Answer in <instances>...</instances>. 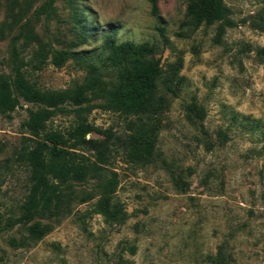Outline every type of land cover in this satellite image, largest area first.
<instances>
[{
    "label": "rangeland",
    "instance_id": "1",
    "mask_svg": "<svg viewBox=\"0 0 264 264\" xmlns=\"http://www.w3.org/2000/svg\"><path fill=\"white\" fill-rule=\"evenodd\" d=\"M193 1L155 0L154 15L150 0H0V74H11L12 42L27 25L55 50L86 35L72 51L95 60L109 35L117 43L156 44L163 68L182 59L183 78L148 162L128 163L119 147L113 153L108 169L117 174L113 201L122 219L107 224L93 213V199L47 221L52 231L36 244L22 245L23 227L0 230V264H212L208 257L219 247L229 264H264V0H224L233 24L221 35L218 23L193 32L181 26ZM85 75L84 64L71 59L29 71L28 78L42 90H65ZM192 104L205 111L202 130L188 120ZM35 108L21 102L9 118L0 114L4 217L16 214L27 193L28 172L17 154L28 136L27 110ZM74 120L57 115L48 127L64 132ZM133 120L100 109L88 116L112 132L116 145ZM218 132L226 136L222 143Z\"/></svg>",
    "mask_w": 264,
    "mask_h": 264
},
{
    "label": "trees",
    "instance_id": "2",
    "mask_svg": "<svg viewBox=\"0 0 264 264\" xmlns=\"http://www.w3.org/2000/svg\"><path fill=\"white\" fill-rule=\"evenodd\" d=\"M150 3L155 15L156 2ZM229 15L224 0H194L186 6L181 26L193 32L218 23L221 35L233 24ZM21 29L12 42L11 74H0V114L9 118L21 102L36 108L27 110L22 128L28 136L17 154L18 162L28 172L27 193L15 215L4 217L0 210V230L23 227L26 236L22 245L36 244L52 231L47 221H60L71 215L75 206L93 199L94 214L107 224L119 222L123 211L113 201L118 178L108 169L113 153L119 147L128 163L148 162L162 117L170 100L181 91L182 59L163 68L156 44L117 43L109 35L103 41V56L95 60L72 51L85 41L84 34L68 49L55 50L42 43L27 25ZM20 40L21 44H17ZM27 49L30 52L25 57ZM71 59L84 64L86 75L81 83L68 89L42 90L28 78L29 71H40L49 64L61 68ZM95 109L134 118L129 134L124 139L115 138L116 145L110 130H101L88 121ZM187 111L188 120L197 122L202 130L204 109L192 104ZM61 114H73L72 126L64 132L49 128L48 122ZM92 133L104 139L87 138ZM217 136L226 139L223 132ZM90 182L95 183L94 189L84 190L82 187ZM175 183L177 187L185 184L181 177ZM208 260L212 264H229L231 256L219 247Z\"/></svg>",
    "mask_w": 264,
    "mask_h": 264
}]
</instances>
